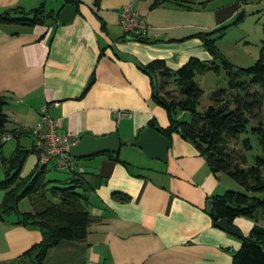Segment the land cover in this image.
<instances>
[{
	"label": "crops",
	"instance_id": "crops-1",
	"mask_svg": "<svg viewBox=\"0 0 264 264\" xmlns=\"http://www.w3.org/2000/svg\"><path fill=\"white\" fill-rule=\"evenodd\" d=\"M43 1L55 11L69 4L0 0V14L17 7L30 11ZM79 1L66 24L59 23V16L57 22L34 26L0 24V96L6 99L7 130L20 132L19 137H3L0 153L5 143L15 142L12 154L2 157H11L18 148L36 149L37 138L28 129L47 113L61 120L62 133L80 139L118 132L122 144L117 154L126 161L102 152L75 158L71 171L47 164L55 170L50 180H87L89 211L96 220L85 240H62L48 251L44 264H232L233 252L256 222L236 217L231 225L241 231L238 237L213 221L209 201L228 190L225 174L214 173L195 145L178 132L169 140L166 161L148 158L131 144L151 120L160 127L170 122L167 111L153 99V79L145 66L164 59L177 70L193 57L212 59L196 34L217 28V15L208 12L209 2L151 7L154 0H139L135 10L150 29L145 40L129 39L132 36L119 24V12L128 0ZM118 110L130 115L117 119ZM27 159L26 169L33 166V171L38 151ZM27 174L24 169L22 176ZM4 196L0 188V205ZM18 208L28 212L33 205L23 198ZM17 221L16 213L0 216V264H34L25 253L43 233L38 226Z\"/></svg>",
	"mask_w": 264,
	"mask_h": 264
},
{
	"label": "trees",
	"instance_id": "trees-1",
	"mask_svg": "<svg viewBox=\"0 0 264 264\" xmlns=\"http://www.w3.org/2000/svg\"><path fill=\"white\" fill-rule=\"evenodd\" d=\"M209 1L154 0L151 7L168 2L185 7L204 6ZM66 2L77 6L80 1ZM59 12L48 10L43 1L30 11L17 7L0 14V24L34 26L48 20L57 22ZM223 27L196 34L212 59L193 57L177 70L171 69L164 59L145 66L144 70L153 79V99L167 111L170 121L167 127H160L154 119L149 125L169 140L173 133H180L195 145L214 173L229 175L241 185V191L227 190L212 196L209 213L215 223L227 218L233 224L239 216L253 219L256 223L242 239L241 247L233 252L232 264H264V225L260 223L264 220V60L259 59L248 67H237L230 62L217 45L218 37L224 33ZM126 35L145 40L144 36ZM222 66L227 69L228 87L215 91L213 103L200 110L199 100L204 90L196 81V75L219 71ZM94 78L93 75L87 89ZM5 104V97L0 96V146L9 133ZM10 133L20 136L18 131ZM35 151L38 150L18 148L11 157H2L6 175L0 181V188L5 191L0 216L16 213L18 223L41 229L43 239L25 256L34 264H44L48 251L62 240H85L96 217L89 211V183L84 177L50 180L45 175L47 164L41 166L40 163L29 175L22 176L27 156ZM114 157L126 163L119 154ZM23 198L31 201V211H19Z\"/></svg>",
	"mask_w": 264,
	"mask_h": 264
},
{
	"label": "rangeland",
	"instance_id": "rangeland-1",
	"mask_svg": "<svg viewBox=\"0 0 264 264\" xmlns=\"http://www.w3.org/2000/svg\"><path fill=\"white\" fill-rule=\"evenodd\" d=\"M207 10L217 15L220 21L217 25L218 28L224 26V33L221 37H218L217 45L220 53L230 62L237 67H248L259 59L264 60V0H211L208 3ZM208 52L207 54L210 56L211 53ZM216 62H220V60L217 59ZM196 81L204 90L199 100V109L204 110L213 103L215 91L228 87L227 69L222 66L219 71L210 70L199 73L196 75ZM14 142L15 139H11V141L5 143L0 153L1 178H4L5 174L2 156L12 154L11 145ZM238 147L241 148V146ZM27 164L28 159L25 161L23 170L25 169L27 175H29L33 166L26 169ZM53 173H55V170L49 168L46 170L45 175L50 178ZM223 185L228 190H243L240 184L226 174ZM25 202L28 203L27 200ZM23 206L22 204L21 207L23 208Z\"/></svg>",
	"mask_w": 264,
	"mask_h": 264
},
{
	"label": "built area",
	"instance_id": "built-area-1",
	"mask_svg": "<svg viewBox=\"0 0 264 264\" xmlns=\"http://www.w3.org/2000/svg\"><path fill=\"white\" fill-rule=\"evenodd\" d=\"M139 0H128L119 12V24L123 30L131 35L145 36L150 25L146 18L135 10V4ZM117 119L130 115V113L118 110L115 113ZM62 122L60 119L51 117L47 113H42L39 122L28 129L37 138L36 149L39 154L41 166L53 163L56 169L61 171H71L75 169V158L70 155L69 149L80 141V137L75 134H64L61 132ZM13 135L8 133L4 136L8 140ZM89 264H100L90 262Z\"/></svg>",
	"mask_w": 264,
	"mask_h": 264
},
{
	"label": "water",
	"instance_id": "water-1",
	"mask_svg": "<svg viewBox=\"0 0 264 264\" xmlns=\"http://www.w3.org/2000/svg\"><path fill=\"white\" fill-rule=\"evenodd\" d=\"M76 8L73 4H67L60 11L59 23L66 24L75 16ZM133 39V37H128ZM121 139L118 132H113L104 136L83 135L78 144L73 145L69 149L70 155L74 158H86L97 153L110 152L117 154L121 148ZM132 145L140 148L144 154L151 159L161 161L167 160V153L170 147L169 139L161 134L158 130L151 126H146L142 130L140 136L131 142ZM25 146V145H24ZM217 174H221L218 172ZM212 200L209 201L211 205ZM216 225L230 234L242 237L241 231L234 225H231L227 218H221Z\"/></svg>",
	"mask_w": 264,
	"mask_h": 264
}]
</instances>
